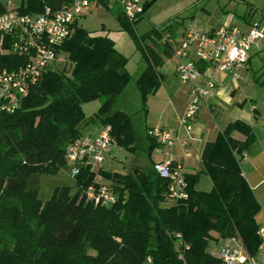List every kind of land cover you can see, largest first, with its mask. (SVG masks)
<instances>
[{"label":"trees","instance_id":"16d2710c","mask_svg":"<svg viewBox=\"0 0 264 264\" xmlns=\"http://www.w3.org/2000/svg\"><path fill=\"white\" fill-rule=\"evenodd\" d=\"M70 1L20 0L15 10L35 15ZM94 2L109 9L108 0ZM113 4L120 29L134 37L146 62L135 81L145 106L146 97L161 84L157 68L173 55L176 25L167 22L134 34L143 13L129 21ZM6 11L0 0V15ZM14 39L12 33H0V69L12 70L28 60L11 50ZM54 50L55 58L27 85L16 108L0 111V264H224L211 242L226 237L254 257L261 243L255 222L260 205L239 166L238 156L253 142L250 126L241 120L228 123L215 140L204 144L199 170H183L184 199L169 198L168 182L153 168L147 173L136 163L129 169L99 166L96 171L81 166L73 177L74 190L55 187L44 201L35 189H27L32 174H56L68 165L66 147L94 136L82 133L90 121L110 127L112 145L136 148L131 114L113 107L130 74L127 58L111 36L103 28L95 32L75 23ZM193 63L199 72L209 66L199 59ZM95 98L101 105L83 122L80 103ZM146 138L150 156L161 144L148 131ZM199 174L209 177L208 192L196 188ZM99 184L114 196L108 205L96 204L87 195L89 186L97 190Z\"/></svg>","mask_w":264,"mask_h":264},{"label":"built area","instance_id":"2783aa9c","mask_svg":"<svg viewBox=\"0 0 264 264\" xmlns=\"http://www.w3.org/2000/svg\"><path fill=\"white\" fill-rule=\"evenodd\" d=\"M120 6L124 16L129 20L137 18L143 13L147 0H108ZM94 0H72L65 7L51 10L46 7L43 12L29 15L20 14L10 9L0 15V33L14 34L15 39L11 50L26 54L28 60L25 64L12 70L0 69V111H13L21 97L27 93V85L39 79L42 70L55 58V46L60 44L70 34L72 27L81 16L90 10ZM264 41V24L254 22L242 30L236 26H220L210 32L188 29L184 32L173 51V56L178 59L175 74L182 84L190 87L189 101L179 123L189 134L192 129L191 120L199 109L200 101L207 95L205 86L196 84L195 80L199 71L194 66L193 60L206 61L215 71L228 72L234 83L239 79V70L248 61L252 48L259 47ZM209 83L208 86H211ZM162 147H171L175 138L161 128L153 127L148 131ZM110 127H101L94 136H83L69 144L65 150V157L72 167L70 175L74 177L81 166L101 164L109 155L112 146ZM160 151V148L157 150ZM165 158L153 162L152 168L157 175L168 182L167 192L171 199H184L187 197L186 183L183 168L173 164L172 155L164 152ZM88 197L94 203L110 204L114 196L107 188L99 184L94 189L89 186ZM257 234L261 239L259 251L264 250V227H259ZM234 242L233 237L230 238ZM239 246L240 244L236 242ZM241 247V246H240ZM242 248V247H241ZM217 255L224 264H244L255 259L245 256L238 248L217 251Z\"/></svg>","mask_w":264,"mask_h":264},{"label":"crops","instance_id":"0c3cea01","mask_svg":"<svg viewBox=\"0 0 264 264\" xmlns=\"http://www.w3.org/2000/svg\"><path fill=\"white\" fill-rule=\"evenodd\" d=\"M150 1L151 3L144 10L142 17V21L148 22L146 31L151 26L158 25L150 16V10L158 0H147L146 3ZM195 1L197 10L195 12L188 11L187 13L190 14L181 23L175 22L174 38L176 41L180 40L188 29L210 32L220 26L231 25L245 30L254 22L264 24V0ZM110 5L114 6L115 4L108 2L109 9L101 6L104 10H114L110 8ZM85 13L82 15L83 17H85ZM100 14L104 15V12L101 11ZM80 20L77 23L84 27L79 23ZM184 24L188 26H184ZM168 61L172 62L171 75L178 82H170L169 76L160 71L164 66L157 68L158 73L162 76L161 84L147 98L154 97L158 103L162 101L163 106L158 118L151 122L155 126L147 125L145 128L146 131H149L153 127H161L175 138V142L168 148L160 145V151L156 150L153 160H162L165 158L164 152H169L172 155L173 164L181 166L187 173H194L200 168V155L204 144L215 140L228 123L234 120L245 122L251 128L253 142L247 150L238 156L240 158L239 166L243 177L260 205V210L255 215V222L259 227H264V41L260 43L259 47L250 50L248 61L238 71L239 79L236 84L228 72L215 71L210 65L199 72L195 82L200 86L207 87L208 93L200 101V107L191 120L192 129L189 134L185 133L184 127L179 123V117L185 110L186 103H188L191 86L182 84L175 74L178 59L172 55ZM209 83L212 85L208 86ZM179 93L184 97L181 110H178L174 104H170L172 98ZM100 128L97 124L96 129L88 132V134L96 135ZM233 135L236 138H242L236 132ZM112 156H114L113 162L118 163L119 160L115 155ZM211 245L214 251L238 248L243 251L245 256H248L243 248L228 237L211 242ZM253 258L255 264H264V250L258 251ZM244 264L252 263L248 261Z\"/></svg>","mask_w":264,"mask_h":264},{"label":"rangeland","instance_id":"374dc122","mask_svg":"<svg viewBox=\"0 0 264 264\" xmlns=\"http://www.w3.org/2000/svg\"><path fill=\"white\" fill-rule=\"evenodd\" d=\"M1 2L5 5L7 10H15L20 4V0H1ZM90 8L91 11L86 12L84 15L85 17L82 16V19H79V23L82 24L87 30L95 32H99L102 28H105L103 29V32H107L111 36V38L114 40L116 49L127 58L126 69L130 74V81L115 100L113 107L114 109H121L131 114L135 137L134 143L136 146L133 151H127L124 149L121 150L115 145H112L110 155L105 158L103 163L93 164L94 171H96L99 166H102L107 170H113L115 168L121 169L122 167L129 169L131 165L136 163L147 173H151V164L156 162L155 159L153 160V155L156 154V150H158L159 147H154L151 152L152 155H148L146 148L149 144V140L146 138L145 127L147 125L155 126L152 125L153 123L151 122L158 118L163 106L162 101L158 103L154 97H146L145 106L143 105L140 100V94L136 87L135 81L142 72L141 69H144V64L146 66V62L141 56L134 37L129 32L120 29L119 23L111 11L104 10L101 5H96L94 2L90 4ZM110 8L115 9L117 7L116 5H110ZM196 10L197 7L195 0H158L153 4L150 10V16L152 20L158 24L156 26H159L160 24L163 25L167 22L178 21L181 23L182 21L186 20L184 18L190 14L187 13L188 11L195 12ZM101 11L104 12V15L100 14ZM142 20L135 24L133 30L134 34L140 35L146 32V29L148 28V22H144ZM184 26L188 25L184 24ZM168 59L169 58L164 59L163 64L161 65V67H164L160 71L169 76L168 80L170 82L176 83L178 81L174 76L171 75L172 62H169ZM178 89H180V87H178ZM170 104H174L178 110H181L184 104V97L181 93H179L172 98V102H170ZM187 104L188 103H186L185 110L188 106ZM100 105V98L81 102L80 107L83 113L82 121H90L95 112L99 109ZM96 126V122L90 121L82 128V133L88 134V132L90 133L94 131ZM112 155H115V157L119 160L118 163L113 162L114 156ZM71 167L72 166L68 164L61 168L56 174L34 173L27 179V189H35L38 192V197L42 201L50 197L55 187L65 185L70 186L71 190H74V179L69 173ZM196 188L208 192L212 188L209 177L205 174H199L196 180ZM168 203L170 202H166V204Z\"/></svg>","mask_w":264,"mask_h":264}]
</instances>
